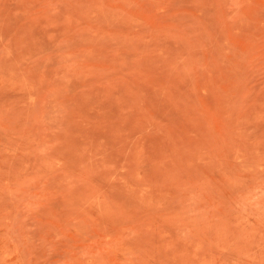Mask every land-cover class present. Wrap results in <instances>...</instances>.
I'll return each instance as SVG.
<instances>
[{
  "label": "rangeland",
  "instance_id": "1",
  "mask_svg": "<svg viewBox=\"0 0 264 264\" xmlns=\"http://www.w3.org/2000/svg\"><path fill=\"white\" fill-rule=\"evenodd\" d=\"M0 264H264V0H0Z\"/></svg>",
  "mask_w": 264,
  "mask_h": 264
}]
</instances>
